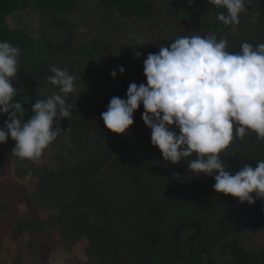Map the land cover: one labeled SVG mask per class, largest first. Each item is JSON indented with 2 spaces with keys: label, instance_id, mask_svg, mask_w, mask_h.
<instances>
[{
  "label": "trees",
  "instance_id": "trees-1",
  "mask_svg": "<svg viewBox=\"0 0 264 264\" xmlns=\"http://www.w3.org/2000/svg\"><path fill=\"white\" fill-rule=\"evenodd\" d=\"M171 1L97 0L95 5L104 10L111 21L117 17H138L146 22L161 2L171 7ZM178 4L184 6L183 12L175 11V15L183 19L184 23H180L187 27L193 22L200 30L195 32L193 28L190 34L185 32L182 36L215 34L217 40L228 39L229 52L241 50L243 42L232 32L235 24L225 25L217 19L220 12L227 14L225 8L212 5L208 0H194L191 4L189 0H179ZM89 6L91 4L85 0H0V41H8L21 49L18 58L19 79L26 84L45 85L51 84L48 76L52 75V66L66 68L74 77L76 73L90 77L105 65L103 57L94 46L78 43L73 39L79 27L87 23V18L78 13L89 10ZM29 8L40 13L42 26L39 36H34L28 27L12 28L7 22L9 15ZM247 8L255 14V24H248L246 31L254 28L264 32V0H250ZM174 25L171 24L170 30H173V35L177 38L184 26L182 31H177ZM248 43L258 45L252 40ZM144 59L141 63L122 61L117 65L114 70L120 77L115 79L112 91L107 90L98 101V119H102L101 113L107 110L112 97L127 99L130 83H146ZM118 66H123L125 72L120 73ZM109 75L111 76V72ZM51 86L59 90V86ZM46 98L45 95L24 93L18 89L14 96L15 101L23 103L25 120L33 114L32 104ZM135 116L134 124L124 134L113 132L114 137L110 134L102 135L101 139L107 142L106 146L98 142L94 145V142L91 149L90 145L84 143L87 137L80 132L76 144L82 153H88L78 162L75 171L48 168L42 175L47 191L45 197L54 201L59 216L53 215V220L61 224L63 238L72 245L86 241L83 264H264V248H246L237 234L246 229L264 231V198H257L255 203H241L238 197L217 192L213 187V176L199 173H194L191 182L179 190L169 189L165 194H154L143 181L135 162V155L145 157L139 143H142L143 137L151 135V131L146 128L142 114ZM7 119L8 114H0V126ZM65 125L68 126L69 122L65 121ZM100 134H103L102 130ZM8 140L13 150L16 142L11 137ZM6 144L7 141L0 143V157L6 153ZM128 147L131 150L126 153ZM220 158L233 174L245 164L255 167L257 161L264 160V140L258 139L255 132L249 131L243 139L235 138L220 153ZM26 161H31L30 165L32 162L34 165L33 160H20ZM111 164L122 166L129 175L131 187L128 194L103 188L100 177ZM60 190L67 193V197L63 195L56 200L53 196ZM72 192H76L75 195L71 196ZM252 195L255 197V193ZM30 218L15 224L17 232L21 231L22 236L27 233L26 228L34 233V228L28 226ZM197 218L203 223L202 231L194 240L198 252H192L187 241L182 240L179 242L181 253H177L174 226ZM192 230L196 229L193 227ZM152 239L166 243L168 250L158 244L152 254L141 258L139 250ZM201 248L202 251H199ZM212 249H216L218 259Z\"/></svg>",
  "mask_w": 264,
  "mask_h": 264
},
{
  "label": "clouds",
  "instance_id": "clouds-1",
  "mask_svg": "<svg viewBox=\"0 0 264 264\" xmlns=\"http://www.w3.org/2000/svg\"><path fill=\"white\" fill-rule=\"evenodd\" d=\"M208 2L227 10L218 14L219 21L234 25L240 23V13L250 0ZM135 39L134 44L143 47L145 41ZM227 45L215 34L181 36L159 52L148 53L143 62L146 83H130L127 99L112 97L101 118L112 132L124 134L142 104V119L152 130L151 143L165 161L187 160L191 172L214 177L217 192L238 197L241 203H255L264 198V160L255 167L245 164L233 174L220 153L249 131L264 140V43L243 42L238 52H229ZM132 51L134 57L143 55L138 48ZM20 55L18 46L0 41V114H8L0 126V143L11 137L16 142L15 156L38 160L64 132L60 122L73 116L76 105L69 95L76 93L75 77L66 68L52 66L48 81L59 86V92L32 104L33 114L25 120L23 103L14 100L13 78H17ZM118 68L125 72L123 66ZM111 75L115 78L117 71ZM173 177L181 179L179 173Z\"/></svg>",
  "mask_w": 264,
  "mask_h": 264
},
{
  "label": "rangeland",
  "instance_id": "rangeland-1",
  "mask_svg": "<svg viewBox=\"0 0 264 264\" xmlns=\"http://www.w3.org/2000/svg\"><path fill=\"white\" fill-rule=\"evenodd\" d=\"M85 1L91 4L90 9L85 10L87 13L89 11V14L85 12L78 14L87 18V23L79 27L73 39L78 43L94 46L97 53L103 57L105 65L98 68L90 77L75 74L76 93L69 95V100L76 105L73 116L60 122L64 132L44 150L38 160H33L34 165L33 162L30 165L31 161L20 162L21 159L11 150V142L7 140L4 149L6 153L0 157V264H83V248L86 241L72 245L69 240L63 238L61 224L53 220V215L59 216L54 201L45 197L47 191L42 179L43 173L48 168L75 171L76 166L88 153H82L76 144V138L80 132L88 138H85L84 143L90 145L91 149L94 142V145L96 142L103 146L107 145V142L101 139L102 135L110 134L114 137L113 132L101 121L102 119H98L97 104L107 90L112 91L115 79L120 77L118 73L115 78L109 75L117 69V65H120L122 61L130 64L141 63L148 53L159 52L160 47L168 46L176 39L173 30H170L171 24H175V30L180 29L181 31L184 26L183 32L179 33L177 38L185 32L190 34L193 28L195 32L200 31L197 24H192L193 22L185 27L186 25L182 24L183 19L175 15L176 10L178 12L184 10V6L178 4L179 0H172L169 4L171 7L161 2L158 7L159 12H157L158 9L153 10L154 15L151 13L146 22L138 17H117L116 20L111 21L104 10L97 8L95 5L97 0ZM254 15L246 7L240 13V23L233 27L232 32L236 33L241 42L252 40L257 44L264 43L263 31L254 28L246 31L248 24H255ZM7 22L12 28L28 27L34 36L41 34L42 20L36 9L29 8L26 11L14 12L7 17ZM136 37L145 41L143 47L134 44ZM225 39L228 41L227 38ZM133 48H138L143 55L139 58L134 57ZM227 50L230 51L228 46ZM108 65L113 68L109 67V69ZM13 79L16 88L24 93H36L48 97L54 92H59L52 88L51 84H26L19 79L18 73L17 78ZM144 111L141 104L133 118L136 117L135 115L140 114L141 116ZM65 121L69 122L68 126L65 125ZM146 128L152 131L148 126ZM101 130L103 134H100ZM139 144H141L145 157L135 155L137 170L140 171L143 181L154 194L162 195L169 189L179 190L191 182L194 173L188 169L187 160L176 164L165 161L158 146L151 143V135L143 137L142 143ZM129 150H131L129 147L126 148V153ZM173 173H179L181 179L174 178ZM100 180L106 190L122 192L124 195L128 194L131 187L129 175L122 166L114 164L108 166ZM75 193L72 192L71 196ZM63 195L67 197V193L60 190L53 198L59 200ZM25 218L31 219L28 226L34 228V233L30 232V228H26L27 233L22 236L21 231L17 232L15 224ZM190 222L193 225H187L191 224ZM182 223V225L177 223L173 229L176 235L175 249L177 253H181L182 247L179 246V242L184 240L187 241L191 251L197 253L194 240L202 231L203 223L198 218ZM193 227L195 231L192 230ZM237 234L246 248L251 250L264 248V231L246 229ZM152 240L139 250L141 258L152 254L158 244H162L163 249L168 250L167 244L163 241ZM199 251H202V248ZM212 252L218 259L216 249H212Z\"/></svg>",
  "mask_w": 264,
  "mask_h": 264
},
{
  "label": "flooded vegetation",
  "instance_id": "flooded-vegetation-1",
  "mask_svg": "<svg viewBox=\"0 0 264 264\" xmlns=\"http://www.w3.org/2000/svg\"><path fill=\"white\" fill-rule=\"evenodd\" d=\"M197 228H198V226H197Z\"/></svg>",
  "mask_w": 264,
  "mask_h": 264
}]
</instances>
